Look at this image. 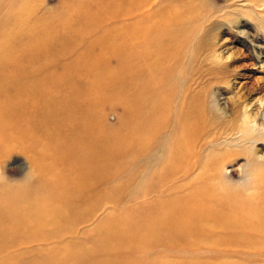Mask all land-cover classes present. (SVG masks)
I'll return each mask as SVG.
<instances>
[{
  "label": "bare ground",
  "instance_id": "1",
  "mask_svg": "<svg viewBox=\"0 0 264 264\" xmlns=\"http://www.w3.org/2000/svg\"><path fill=\"white\" fill-rule=\"evenodd\" d=\"M177 1L59 0L75 13L70 12V20L50 24L48 19L46 26L57 32L46 40L45 1L0 0V217L11 216L25 228H62L66 217L61 208L37 209L35 201L23 200L20 193L38 188L45 174L52 176L62 167L90 175L93 186L104 185L111 174L123 172L110 170L117 161L133 157L145 166V159L156 154L148 164L157 160L160 174L140 204L142 215L149 217L141 230L162 247L197 248L201 264H264V170L253 174L259 185L252 191L233 193L220 187L233 145L249 147L250 169L264 166L254 153L259 140H264V97L257 105H242L238 127L219 120L227 113L226 106L221 107L215 94L196 87L200 86L197 64L203 62L204 53L212 50L211 59L221 58L208 44L213 38L211 15L204 8L171 6ZM64 27L76 36H60ZM82 35L91 40L79 52L77 37ZM95 46L101 58L118 59L120 105L123 118L133 123L131 133L106 127L100 107L112 96L96 94L95 85L106 82L92 78L105 66L91 63L93 58L85 55ZM63 139L73 146L57 154L44 152V144L58 145ZM115 141L121 149L110 147ZM17 148L25 151L28 171L24 181L11 182L4 159ZM223 148L227 154L217 155ZM96 171L101 173L95 176ZM148 175L139 177L144 182ZM179 187L191 189L184 204L171 198ZM161 194L169 199L152 200ZM29 204L32 208L25 210ZM106 206L98 204L75 220L76 230L103 218ZM116 239L120 240L118 234Z\"/></svg>",
  "mask_w": 264,
  "mask_h": 264
},
{
  "label": "rangeland",
  "instance_id": "2",
  "mask_svg": "<svg viewBox=\"0 0 264 264\" xmlns=\"http://www.w3.org/2000/svg\"><path fill=\"white\" fill-rule=\"evenodd\" d=\"M41 1H45L42 8L44 16L49 14L44 17L47 18L44 19L46 28L44 27L43 32V39L48 40L54 32H57L46 26L48 19L52 20L50 24L60 19L70 20L69 15L75 12L70 11L72 12L70 13L68 7L64 9L62 4L58 3L59 0ZM203 1L207 5L202 6ZM171 6H186L195 11L204 8L203 12L211 15L209 31L213 38L208 44L213 46V52L215 50L221 58L217 61L211 59L212 50L204 53L201 57L203 62L197 64L201 87L197 85L196 87L197 90H203L207 94H215L216 98H219L221 107L226 106L227 113L219 119L222 123L227 127H238L242 118V105L244 103L257 105V101L264 97V0H180L173 2ZM60 14L63 16L61 17ZM58 34L63 38L76 36L72 29L65 27L60 28ZM77 38L81 42L79 52H82L91 38L88 35ZM88 54L93 58L91 63L97 65L99 63L107 68L92 76L106 82L103 86L95 85L96 94L112 96L100 107L106 115V127L112 132L131 133L133 123L131 119L123 118L120 105L123 96L118 89L122 85V73L117 69L118 59L114 56L101 58V50L98 46L92 51L86 49L85 55ZM81 94L83 97L87 96ZM72 143L63 139L61 144H44L42 148L44 152L47 150L57 154L65 148H71ZM113 145L110 147L114 150L122 148V145L116 141ZM249 153L251 156L248 146L233 145V153H231L233 157L229 156L226 158L227 162L225 161V182L220 186L221 188L233 193H242L252 191L259 185V180L253 178V174L264 170V166L250 169L252 167L247 163ZM254 153L259 156V161L264 160L263 139H260L255 146ZM222 154L223 156L227 154V149L223 148L217 153V155ZM156 156V154L148 156L147 160L145 159V166L135 163L133 157L123 163L117 161L110 170L122 168L123 172H119L116 176L110 173L104 185L93 186L94 181L90 180V175L84 176L83 172L76 168L62 167L61 169L64 170L52 176L45 174L38 187L39 190L38 188L32 191L25 190L20 193L21 197L23 200L28 198L27 201H35L34 205L37 209L46 205L61 208L66 217V220L63 218L62 220L66 224L62 228L60 225L50 227L49 230L39 226L25 228L23 223H16L11 216L0 217V264H201L197 248L181 244L162 247L148 231L141 230V223L149 217L142 215L140 204L160 174L161 164L157 160L153 162L154 164H148L153 158L157 159ZM115 159L118 160L117 155ZM39 160L40 163L45 162V159ZM28 163L23 149L10 151L4 159V168L10 176L9 181H24ZM125 163L128 165L126 166ZM107 172L109 173L108 169ZM100 173L93 172L95 176ZM145 174L149 175L143 182L141 179L146 176ZM167 188L166 185L163 190ZM188 188L179 187L180 192L173 193L171 198L180 199L181 204H184L191 190ZM148 199L150 200L151 197ZM166 199H169V196L161 194V197L152 200L166 201ZM104 203L107 204V211L103 218L98 217L90 221L87 228L85 225H78L76 230L75 220L92 211L96 205ZM26 208L25 210L30 211L32 206L29 204ZM165 212L169 213L170 210ZM60 224L62 225V221ZM114 233L118 234L121 241H117V234Z\"/></svg>",
  "mask_w": 264,
  "mask_h": 264
}]
</instances>
